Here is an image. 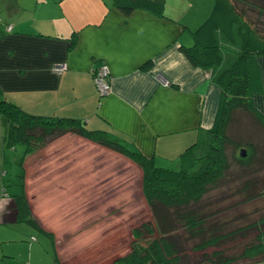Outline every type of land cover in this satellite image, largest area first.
<instances>
[{"label":"crops","instance_id":"obj_1","mask_svg":"<svg viewBox=\"0 0 264 264\" xmlns=\"http://www.w3.org/2000/svg\"><path fill=\"white\" fill-rule=\"evenodd\" d=\"M186 1L197 7L196 0ZM211 6L205 0L192 30ZM188 11L176 17L165 8L163 17H155L141 10L124 15L111 0H0V97L27 114L78 120L88 131L125 143L154 167L176 168L184 149L207 145L218 98L215 70L191 66L179 51L193 44ZM55 66L62 70L55 72ZM97 66L105 67L110 84L102 97L92 81ZM14 144L13 130L0 134V264H55L57 239L18 221L17 195L3 187L2 163L11 159L3 148L15 154Z\"/></svg>","mask_w":264,"mask_h":264},{"label":"trees","instance_id":"obj_2","mask_svg":"<svg viewBox=\"0 0 264 264\" xmlns=\"http://www.w3.org/2000/svg\"><path fill=\"white\" fill-rule=\"evenodd\" d=\"M111 1L124 15L141 10L155 17L164 16L163 0ZM263 5L264 0H212L208 16L191 32L192 46L179 47L191 66L215 70L218 98L213 122L206 130L209 137L207 148L201 156H195L199 144H191L179 154L174 170L154 167L125 143L107 138L101 135V131H88L78 120L27 114L0 97V115L11 124L15 142L24 147L19 161V165H24L20 194L14 197L17 220L30 223L37 231L47 233L53 242L55 238L58 241L56 225L44 226L33 213L25 186L26 174L31 158L53 137L71 135L128 159L142 173V194L153 222V225L146 222L142 229L153 237L141 242L140 229H132L134 239L129 244L130 250L106 264H264V215L250 218L243 226L241 222L226 232L224 227L228 225H223L229 224L228 221L207 223L208 216L199 213L203 196L227 178L225 174L231 161L246 168L256 160L254 143H241L240 139L232 138L230 125L234 119L236 122L238 114H243L264 133V116L253 104V97L263 92L256 62L257 58L264 57ZM247 11L254 12L255 19L248 17ZM230 52L232 58H228ZM241 150L244 151L243 157L239 154ZM244 180L232 196L242 193L244 201L250 202L252 198H248L247 192L260 185L263 190L257 191L253 199H264V178L258 184L252 179ZM243 197L232 203L233 209L240 205ZM237 218L240 222L241 219ZM189 240L195 243L181 248ZM242 242V248L237 251L236 244ZM230 244L231 255H222ZM103 256L104 253H97L91 259L81 257L76 263L100 264ZM54 263L68 264L65 257L56 258Z\"/></svg>","mask_w":264,"mask_h":264},{"label":"rangeland","instance_id":"obj_3","mask_svg":"<svg viewBox=\"0 0 264 264\" xmlns=\"http://www.w3.org/2000/svg\"><path fill=\"white\" fill-rule=\"evenodd\" d=\"M196 1L197 7L194 8H190L186 0H163V4L164 9L176 17H182L186 10H189L185 15V23L193 31L192 28L198 24L203 14L205 4V0H199L203 3ZM210 1L208 0V5ZM192 4L196 3L191 1ZM190 14H193V19L189 18ZM247 16L255 19L254 12L247 11ZM261 21L264 23V17ZM189 32L186 29L184 36H190ZM223 55L226 56L225 53ZM227 55L228 58L233 56L231 52ZM259 65L263 72V92L257 95L261 96L256 99L257 104L255 99L253 104L264 111V59L259 60ZM231 122V137L240 139L241 143H254L256 160L246 168L238 167L231 161L225 174L227 178L203 196L200 204V207H203L199 211L208 216L207 223L228 221L229 224L223 225H228L224 227L226 232L241 222L243 226L250 218L264 215V199H253L257 191L263 190L260 185L247 192L250 195L248 198H252L250 202L244 201L242 193L231 195L237 187L243 185L244 179H252L258 184L264 178V133L246 115L238 114L236 122L235 119ZM0 134L2 137L12 135L11 124L1 115ZM13 146L16 149L15 154L9 147L3 148V154L11 155V159H4L2 176L5 190L12 195H18L20 176L23 172L18 162L23 156L24 147L19 143ZM203 148L199 144L195 149V156H201ZM229 151L227 150L228 153ZM169 169L176 168L173 166ZM27 172L26 191L33 211L44 226L56 225L59 257H65L68 264H77L76 261L81 257H87L93 252L99 255L104 253L99 260L100 264L125 255L134 239L131 236L132 229H140L141 242L153 237L142 229L146 222L153 225L151 211L142 194V173L135 164L125 158L110 154L106 149L75 136L59 135L53 137L44 149L31 158ZM239 197H243V200L233 209L232 203L237 202ZM212 215L214 217H209ZM237 217L241 219L240 222ZM33 231L40 240L43 239V234ZM194 243L195 241L189 240L188 244H182L181 248L191 247ZM243 243L236 244L237 251L242 248ZM231 249L232 246L224 248L222 255H231ZM50 252L52 255L51 248Z\"/></svg>","mask_w":264,"mask_h":264},{"label":"built area","instance_id":"obj_4","mask_svg":"<svg viewBox=\"0 0 264 264\" xmlns=\"http://www.w3.org/2000/svg\"><path fill=\"white\" fill-rule=\"evenodd\" d=\"M9 30V28H7ZM55 72H60L62 70L61 66H55L53 68ZM92 81L96 93L99 96H106L110 93V84L108 81V73L105 67L97 66L92 71Z\"/></svg>","mask_w":264,"mask_h":264},{"label":"water","instance_id":"obj_5","mask_svg":"<svg viewBox=\"0 0 264 264\" xmlns=\"http://www.w3.org/2000/svg\"><path fill=\"white\" fill-rule=\"evenodd\" d=\"M99 97H102V96H99ZM239 154H240L241 157H243L244 156V151L241 150Z\"/></svg>","mask_w":264,"mask_h":264}]
</instances>
